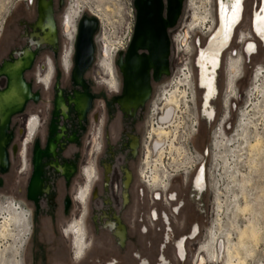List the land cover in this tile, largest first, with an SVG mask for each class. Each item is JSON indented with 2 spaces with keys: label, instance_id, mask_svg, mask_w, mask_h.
<instances>
[{
  "label": "rangeland",
  "instance_id": "1",
  "mask_svg": "<svg viewBox=\"0 0 264 264\" xmlns=\"http://www.w3.org/2000/svg\"><path fill=\"white\" fill-rule=\"evenodd\" d=\"M129 1L131 0H62L63 4L56 15L59 22V29H61L60 14H63L64 10L69 5L76 3V5L81 6L80 8L85 9L87 8V5H98L100 9H103L104 15L101 19L100 31L104 35V38L108 40L114 33H116V31H119L122 26L130 24L131 17L127 14L130 6L128 4ZM21 2H23V0H0V26L2 30L0 32L2 34L8 33V35H11L17 33L19 30V26L16 24V17L19 16V10L24 8ZM207 3L205 0H183L180 10L181 13L177 22L174 24V27H171L168 31L170 37V73L165 78L160 79L158 84L153 85L157 88L153 92L149 101L145 104V108L147 107V104L157 100L160 97L159 94L162 93L163 90H170L174 86L176 82L175 80L177 79V70L180 66L184 65L187 57V65L189 68L191 67L192 54L194 55L195 53L196 55V46L198 47V42L199 44H203L206 37L211 33L209 26L212 23V19L216 21V0H210V2ZM252 6V0H247L244 3V17L242 21H240V26L235 33L236 35L234 34L232 36L233 38L230 45L222 54L220 68L217 70L215 77L217 87L216 96L210 102L211 107H213L215 111L214 119L206 121L204 120V117H199V119L196 120V133L193 134L194 136L190 139L193 148L202 154V160L204 162L203 176L206 181V187L201 193H196L191 191V186H189L188 176H190V174L187 176L185 182L182 180L181 175L177 174V176L172 177L167 191H174L176 193V201H181V207H179L176 214H172L169 211L176 201H172L168 205H163L162 201H154L153 203H150L146 193L148 190L144 186L142 187L145 194L142 197L138 196L136 192L140 185L135 173L136 158L128 161V164H126L132 174V183L127 191L128 202L125 205H120L119 195L117 194L119 192L118 186L115 188L114 183L109 185L106 191L103 190L101 181L103 178L101 167L99 166V161L103 157V154L101 153L102 149L94 153L93 157H90L88 153L93 133V141L96 142L97 140L96 132L98 130V125L96 123L92 122L86 124V130L81 138H79V144L76 146L66 144L65 148L61 150L60 153H57L58 160L66 159L75 155L78 163L77 168L79 166L80 168L86 166L87 161H94L95 163L94 167L96 169L97 179L94 180L91 186V191L85 208L86 216L83 222L85 223L86 229L85 235L90 242V247L87 249L86 259H84L83 264H105L110 261L113 264H141V261L139 262L140 259H138L139 256L140 258L147 259L146 261L148 264H155L159 252L158 248L164 240L163 232L165 227L160 220L152 221L151 224L149 223L147 215L151 207L155 208L158 212L166 211V213L171 214L170 217H168L171 229V231H168L169 241L166 242L162 249L167 264H193L196 248L207 242L209 231L211 228L217 227L216 221L219 223L222 231L230 230L231 227L229 226L234 220H236L234 221V224H236L237 227H243L247 224L246 215L241 216V214H238L239 216H234L235 218L233 217V219L231 217L233 216L231 214L233 213L231 208L232 210L234 209L233 206L230 205L233 204V199L230 198L232 194L226 189L228 186V174L230 171L227 167H233V170L235 168L237 175L243 174L248 176L249 182H247L243 188L244 192H246V195L249 197L248 201L251 202L252 211L254 212L252 216L256 219L254 221L259 229L261 228V235L259 237L261 240L259 242L257 241L256 244L252 246L253 248L251 247L253 249L250 254L251 259L249 256H246L245 259H247L243 264H264V108L261 107L262 105L260 104H257V109L253 107V104H256L257 100H262L260 96L257 99L254 95L248 96V93L253 89L254 76L259 69H264V42H257L255 52L251 54V56L246 55L243 57V70L239 79L235 80V74L232 73V69L234 68H231L228 65L231 61L239 60L238 55H241L242 49H245V41L248 39L249 35H251L250 11L251 9H254ZM195 7L198 8L197 11H199V13H203L204 8L207 10V15L209 16L206 15V20L208 21L206 26H201L194 22L193 17L196 10ZM209 17L211 18L209 19ZM244 37H246L245 41L241 40ZM60 38L59 43L61 42ZM233 51H236V55H232ZM229 53L230 58L228 60ZM93 56V65L86 70L85 76L90 80V88L97 93V99L95 100L92 109L93 112L96 113L99 102L105 99L104 96L106 95H104V92L107 88L105 84L100 83V79L97 77L104 56L103 54L100 56L97 51L94 52ZM58 58H60V65H58L57 70L58 85H60V87H63L64 85L65 88H67L68 85L66 84L68 82L69 73H66L64 70L62 58L59 56ZM223 63L224 65H222ZM229 78H233V83L234 80L236 81V90L234 91L236 92V97L231 100V108L227 119H225V124L228 125V128L225 130L224 134L229 136V133H231L234 128V138H238V134L242 133L239 128L240 113L242 114V112L245 111L250 114L251 117L253 116L251 120V122L253 121V125L249 127V130L246 133H248L247 139L251 144L259 137L262 138L263 149L256 154V156H253L254 154L251 155V153L248 152L245 144H242V140H237V143L234 144L235 155L232 156H229L224 148L215 149L213 148V145H211V142L216 136L215 133H217V119H219L222 113V101H220V98L222 100L221 94L224 90L231 93ZM103 79L109 81L107 77H103ZM199 92L200 91L196 89L194 99L196 106H198L199 102ZM106 93L108 92L106 91ZM115 109L116 108L114 107L110 109L112 111V119L110 121H104V123L108 126L111 125L110 123H112L111 121L113 120L119 129L120 123L122 126H125V124H123L124 120H119V112ZM145 112L147 113V110L144 111V115ZM177 113L178 112H176V114ZM168 122L170 123L168 130L173 134L172 136H174V140L176 141L179 128L182 127V124L186 123V130L188 131L191 123L194 121L192 117H189V121L183 120V115L180 113V117L178 116L176 118L175 116ZM137 124L138 129L141 132L140 122ZM102 125L104 128V124ZM88 133H90V138ZM39 136L40 139L43 137V130L40 131ZM87 138L90 140L89 145H86ZM17 139L18 137L16 136L15 139L12 140V143H16ZM218 141L219 140L216 142ZM20 143L21 141H19V145ZM116 152L118 157L120 152ZM9 157V169H7L6 173L0 175L2 179V182L0 183V202L7 199H13L14 202H18L20 206L24 208V211L30 213L32 232L22 249H20L22 244V242H20V234L19 237H14L12 239H0V264H18L20 259L22 260V264H30L28 250L32 240L36 241L37 235L40 236L39 238L44 236L46 232L49 231L50 225H62L63 223L62 228H65L73 218L80 216L83 209L82 206L75 201V198L78 188L84 183V179L78 168L76 173L68 181L67 187L65 188L61 181L62 179L56 175L54 171L46 168V172L44 173L46 178L45 183L50 187L55 198L58 199L61 197V194L66 193L69 196L71 195L74 199H71V206L68 208V213L62 218L57 219V217H55L57 214L55 210L53 212L54 217H50L47 212H41L34 218L33 213L30 210V202L23 198L26 173H24V171L20 172V158L15 154H11ZM251 158L256 159L255 166L251 164ZM233 170H231V172H233ZM27 182L28 180L26 183ZM94 191H96L95 195H97L95 198L92 196ZM234 191L236 196H239L236 198V202L242 204L243 201L240 194L236 189ZM103 202H106V204ZM217 204L220 208L217 207ZM0 206H3V204L0 203ZM76 213L77 215L72 216ZM10 215L13 216V214ZM115 215L119 217V221L125 226V240L122 246L117 245V239L112 234L114 232L106 225V220L112 219ZM6 216L7 215H2V213H0V223H3V218ZM193 224L197 225L198 233L194 239H186L184 245L186 256L183 261H179L175 255L173 242L179 237L188 235ZM142 226L146 227L145 232H141ZM20 229L19 226H12L10 230L12 231V234L17 235ZM69 238L71 240V237ZM231 238H233L232 240H235V234L232 233ZM79 264H82V262ZM208 264L216 263L209 262ZM218 264L222 263L220 262Z\"/></svg>",
  "mask_w": 264,
  "mask_h": 264
},
{
  "label": "flooded vegetation",
  "instance_id": "2",
  "mask_svg": "<svg viewBox=\"0 0 264 264\" xmlns=\"http://www.w3.org/2000/svg\"><path fill=\"white\" fill-rule=\"evenodd\" d=\"M37 1L38 0H23V2H21L24 8L19 10V16L16 17V24L19 26L17 33L8 35V33L2 34L0 32V125L1 121L7 122L8 120V125L5 128L6 131L1 135L0 147H4L7 141L5 146L8 161L7 169H9L10 166L9 156L11 154L18 155L20 158V172L24 171V173H26V181L28 180L27 183L26 181L24 182L23 198L30 202V210L34 218L41 212H47L50 217H54L53 212L55 210L57 213L55 217L59 219L68 213V208L71 206V199L74 198L66 193L61 194V197L58 199L55 198L50 187L45 183V169L48 168L54 171V173L62 179L61 181L66 188L68 181L76 173L78 168L80 171V166L77 168L78 163L75 155L58 160L57 153H60L61 150L65 148L66 144H72L73 146L79 144V138H81L82 134L85 132L86 124L93 122L98 125V130L96 132L97 140L96 142L93 141V133V138H91L92 142L88 151L89 156L91 157L92 154H94L95 148L99 147V151L102 149L101 153L103 154V157L99 161V166L101 167L102 164L108 161L114 162L110 178L108 179L109 182L103 187V190L106 191L109 185L114 183L115 188L118 186L119 191V188L122 187V182L119 179L122 172L118 169L117 164L124 163V165L128 167L126 165L128 161L135 159L131 156L129 150H131L130 146L131 148L135 145L137 147L139 144L138 136L140 130L138 129L137 123L141 122L145 111V104L149 101L157 88L153 85L158 84L160 79L169 75L170 62L167 66L168 74L160 73L159 79L156 81H152L150 78V90L147 94V99L142 105L136 107L139 100L135 99L133 96L120 95L122 93V80L120 70L117 69L118 67L115 65L117 55H114L115 58L113 60L112 57L104 53V58L108 59L103 58L101 62L103 71L100 68L97 77L100 79L101 84H105L107 88L106 91L109 94L106 93V91L104 92V95H106L104 96L105 99L99 102L98 110L95 113L92 109L97 99V93L90 88V80L85 76L86 70L93 65L94 53L92 54L93 58L90 65L84 70L83 82L79 84L82 86L83 90L79 85H73L70 77L73 53L69 56L70 67H68V69L64 68L65 72L69 73L68 82L66 84L68 86L67 88H65L64 85L60 87V85H58L57 72L58 65H60V58H58L59 22L56 15L63 2L62 0H42L41 3L45 6L46 15H42L37 22ZM162 1L165 6V0ZM182 4L183 0L181 7ZM260 4L261 0H258L255 9H251L250 11L251 35H249L246 41V37L241 39L245 41V45L252 43L257 46V42H261L254 36L252 31V16L253 13L259 9ZM67 20H69V17H67ZM67 20L65 26L68 29L69 21ZM39 29L41 31H39ZM41 32L43 35H38V33ZM39 37H41L40 40ZM238 56L239 60L230 62L233 64L230 67L234 68L232 69V73L235 74V80L239 79L242 73V61L244 60L243 57L246 56L244 49H242L241 55ZM257 73H260V80L262 81L264 69H259ZM103 77H107L109 81L104 80ZM235 80L233 83V78H229L231 88L230 94H235ZM74 84H76L75 81ZM227 98L228 97L224 99L225 103ZM114 100L120 101L122 108ZM200 104L203 109V101H201ZM113 107L119 112V120H124L123 124H125V126H122L120 123L119 129L113 120L111 121L112 123H110L111 125L107 126L104 123V121L106 122L112 119V111L110 109ZM102 124H104V128ZM41 130H43V137L40 139L39 135ZM240 131L242 132L241 129ZM88 134L90 138V133ZM240 134H238V138H227L223 135L218 142H215V147L224 148L228 152V150L234 147L237 140H242L239 136ZM7 135H10L9 141ZM16 136L18 137L16 143H12V140H14ZM89 138L86 139V145L90 143ZM19 141H21L20 145ZM34 141L37 142L35 147ZM161 141L162 139H158L157 137L154 148H159ZM227 143H230L229 147ZM242 144H245L246 147V141L242 140ZM116 151H121L118 157ZM32 158L33 166L31 164ZM82 168L84 183L78 188L75 198V201H77L83 209L80 216L73 218L69 224H67L64 228L65 233L62 231V223V225H50L49 231L41 238L37 235L36 241L32 240L28 250L30 264H79L81 262L83 264L84 259H86L87 249L89 248H87V244L90 242L85 235L86 229L85 223L83 222L86 216L85 208L87 195L91 184L97 178L96 169L92 162H89L88 166ZM7 169L3 172L0 171V175L6 173ZM101 172L103 174V167H101ZM126 177H131V173L128 170L126 171ZM193 179L194 178H192V180ZM1 182L2 179L0 177V183ZM193 182L194 189H197L199 193L202 187L198 177H196ZM124 185L128 187L126 181ZM95 192L96 191L92 193L93 198L97 196ZM103 203L106 204V202ZM1 207L7 209V206L3 205L0 206V208ZM77 213L72 216L77 215ZM7 214L14 215V212L10 210ZM114 220H116V222H113ZM119 220V217L115 215L114 218L107 221L106 225L109 229H113L117 239V245L122 246L125 240V226ZM216 226L217 227H213L209 231L207 242L196 248L193 264H208L209 262L216 264L221 262L223 264V261L225 263L226 241L224 235H222V233L220 234L218 230L220 227L217 221ZM195 231L196 228L189 232L188 235L193 238L196 235ZM31 232L32 226L29 236H31ZM19 234L20 231L18 237ZM67 235L71 237L72 246L70 238ZM29 236L26 238L27 241ZM20 242H22L21 237ZM164 246L165 244L162 242L158 248L159 252L155 264H167L162 253ZM72 247L73 254L71 251ZM174 251L176 258L179 261H183L186 256L183 237L176 239ZM73 255L76 260L73 258ZM138 259H140L139 262L141 261V264H148L146 261L147 259L140 258V256ZM18 264H22L21 259L18 261ZM107 264L113 263L110 261L107 262Z\"/></svg>",
  "mask_w": 264,
  "mask_h": 264
},
{
  "label": "bare ground",
  "instance_id": "3",
  "mask_svg": "<svg viewBox=\"0 0 264 264\" xmlns=\"http://www.w3.org/2000/svg\"><path fill=\"white\" fill-rule=\"evenodd\" d=\"M206 3L210 2V0H205ZM247 0H216V21H214L212 19V23L209 26V30L211 31V33L209 34L208 37H206V39L204 40L203 44H199L198 42V47L196 46L197 50H196V55L194 53V55L192 54V63L190 64V68L187 65L188 64V57L186 58V61L183 65L185 71L183 73H181V76L179 75L177 77V79L175 80V84L174 86L167 91H163L162 93H160V97H159V103H161L162 106V112L161 115L159 116V122L157 124V127L152 128V132H153V141H152V151L154 152V154H156V159L160 160L161 156H162V151H163V141L166 140L168 141V146H167V150H175L177 148V146H175V140H174V136H172L173 134L170 133V131L168 130V124H169V119L170 116L172 115V113L174 112V110H178L179 106L186 104L187 102H194L195 100V92L196 89L199 90V102H198V106L197 107V112L206 118V120H212L214 119V108L211 107L210 102L211 100L216 96V91H217V87H216V81H215V77L217 74V70L220 68V64H221V57L222 54L225 52V50H227L228 46L230 45L231 41H232V36L236 33V31L238 30L239 26H240V21H242L243 17H244V3ZM42 0H38V15H37V22L39 21L40 17L42 15H46L45 13V6L42 5ZM253 2V8L255 9V7L258 4V0H252ZM47 3V2H46ZM193 3V2H192ZM207 3V4H208ZM89 8V11L93 12L94 14L98 15L100 17V19H102L104 17L103 15V9L99 8L98 5L95 6H89L87 5ZM81 6L76 5V3H73L71 5H69L63 12V14H60L61 16V29L63 31H69V29H72L74 27L75 21L78 18V13H80V8ZM196 8V7H195ZM194 8V10H195ZM202 9V8H201ZM205 9V8H204ZM203 9V13H199L198 8H196L195 13H194V22H196V24H200L201 26H206L208 21L206 20V15H207V10ZM210 10V9H208ZM206 11V12H205ZM205 12V14H204ZM48 14H49V10H48ZM209 16V15H207ZM49 17V16H48ZM67 17H69V20H67ZM50 18V17H49ZM211 17H209L210 19ZM69 21V28L67 29V27L65 26V22ZM211 22V21H210ZM64 26V27H63ZM200 27V26H199ZM39 28V27H38ZM0 30H1V26H0ZM208 30V31H209ZM39 31H41L39 29ZM252 31L254 33V36H256V38L261 41L264 42V0H261V4L260 7L257 11H255L253 13L252 16ZM208 34V33H207ZM38 35H43V33H38ZM236 35V34H235ZM41 37H39L40 40ZM46 42V41H43ZM255 48L256 46L252 43H248L244 49V52L247 56H251V54H253L255 52ZM113 49L114 46L112 45L111 42H109L107 39L102 41V44L99 47V51L98 53L100 54V56L104 53H106L108 56L112 57L114 60V55H113ZM191 55V54H190ZM230 53L228 54V60L230 58ZM232 55H236V51L232 52ZM70 55H68V52L66 51V49H64V51H62V53L59 54V57L62 58V65L64 68L68 69V67H70ZM195 56V57H194ZM104 59H108V58H104ZM227 59V58H226ZM225 59V60H226ZM244 61V60H243ZM242 61V62H243ZM225 63V62H224ZM224 63L222 65H224ZM229 67L232 66L233 64L229 63L228 64ZM100 67V66H99ZM243 68V65H242ZM243 70V69H242ZM195 71H196V79H195ZM260 73H257L255 75V78L253 79V89L248 93V96H256V99L260 96L261 97V101L257 100L256 104H253V107L255 109H257V104L262 105L261 107L264 108V76L262 77V81L260 80L261 77L259 75ZM83 78V77H82ZM74 81L77 84H80L83 82V79L81 78H76L74 77ZM180 87V88H179ZM236 87V85H235ZM236 90V89H235ZM131 96L129 93L125 92L124 96ZM222 100L220 98V101H222V113L221 116L219 117V119H217V133L214 140L211 142V145H213V148H217L215 147V142L219 139L222 138V136L224 135L227 138H234L235 136V130L233 128V130L231 131V133H229V136H226L225 133V119H227L228 114H229V110L231 108L230 104H231V100H233L236 97V92L235 94H230L229 92H226L224 90V92H222L221 94ZM227 98L226 103L224 102V98ZM253 99V97H252ZM203 101V109L201 108V104L200 102ZM120 102V101H119ZM249 102V101H248ZM249 104V103H248ZM210 110V111H209ZM168 111V112H167ZM259 111V109H258ZM256 112V111H255ZM262 112V111H261ZM257 114V113H256ZM240 119H239V128L242 130V134H240L239 136L242 138L243 141H246V147L249 153H251V155L256 156V154H258L262 149H263V141L262 138L259 137L257 140H255L254 143H250V141H247V134L246 132H248L249 127L252 124L251 120L252 117L250 114H248L247 112L243 111L242 114L240 113ZM259 115V114H258ZM6 125V121H1V125H0V140H1V135L2 133H4V129L3 127H5ZM259 136V135H258ZM158 137V139H162L161 141V145L159 146V148H154V145L156 143V138ZM227 146H230V143H227ZM186 154L187 151L186 149H184ZM97 151H99V147L95 148V151L93 153H96ZM228 155L232 156L235 155V147L231 148L230 150H228ZM3 146L0 147V166L3 163ZM94 154H92L91 157H93ZM250 155V154H249ZM187 163L190 162L191 160V156L187 157ZM251 164L253 166H255L256 164V159L255 158H251ZM91 163V162H90ZM93 165L95 164L94 161L92 162ZM89 165V161L86 162V166ZM189 164H186V167H184V171H187ZM106 167V166H104ZM190 167V166H189ZM227 167V165H226ZM229 171V181H228V186L226 189H228L231 192V199H233L232 203L234 204H230L233 206V209L231 208V211L233 213H231L233 216L238 217V214L242 215H246V221L247 224L243 227H237L236 224H234V221H232L231 225L229 227H231L230 230H225L222 231L219 223L218 226L220 227L218 230L220 232V234L222 233V235H224L225 241H226V260L224 264H243L244 261L247 259H245L246 256L250 257V254L252 252V246L256 244V242L260 241L261 239H259L261 233H260V229L259 227L256 225L255 221L256 219L253 218V214L254 212L252 211V206H251V202H249V197L246 195V192H244V186L247 184V182H249V178L248 176H245L243 174H238L237 175V171L233 167H227ZM82 170L83 168H80V173L82 175ZM231 170H233V172H231ZM156 174V173H155ZM161 172H157L156 175L151 176L152 180H151V185H153L154 187L158 184L159 182V177H160ZM170 173H166L165 174V178L167 179V177H169ZM204 171L202 170V168H195L193 170V172H191L189 177V186H191L192 191H195L196 193H198L197 189H194V179L196 177H198L200 183H201V187L202 189L200 190L199 193H201L203 191V189L206 187V181L204 178ZM193 176V177H192ZM196 176V177H195ZM182 180H187V177L185 175H181ZM192 178H194L192 180ZM249 185V183H248ZM92 186V184H91ZM166 181H164V183H162L161 185H159L157 187H155V190L159 189L158 192L153 191L154 192V198L155 200H160L162 201L164 204L163 205H168L170 203V200L176 199L175 196H173L172 193H169V195L167 196V192L166 190ZM247 187V186H246ZM129 188V185L128 187ZM236 189L238 191V193L240 194V197L242 199V204H239L238 202H236V198L239 196H236V193H234L235 191L233 190ZM28 190V188H27ZM91 191V187L90 190L88 192L87 195V199L89 197V193ZM163 193H162V192ZM246 191V190H245ZM229 192V194H230ZM28 197V196H27ZM151 198L154 199L152 197L151 194ZM230 199V201H231ZM239 199V198H238ZM237 199V200H238ZM2 203L4 206H7V209H3L2 207L0 208V213H2V215H7L6 217L3 218V223H0V239L1 240H5V239H12L14 237H18L17 235L12 234V231L10 230L12 226L14 227H20V234H21V247L20 249H22V247L24 246L25 242H26V234L28 233V229H29V219L28 216H26V214L28 213L27 211H24V208L20 205H16V202H14L13 199H7L4 200ZM219 203V202H218ZM221 205V204H220ZM170 206V205H169ZM217 207L220 208L219 205H217ZM14 212V215L11 216L10 214H7L8 211ZM174 211L178 212L179 209H177L176 207L173 208ZM220 210V209H219ZM170 213H173L172 210H170ZM230 211V210H229ZM238 215V216H237ZM168 217H170V214L166 213V211H162L161 214H158L156 211L151 210L150 212H148L147 215V220H149V223L151 224L152 221H156V220H160L162 225H164V244H166V242L169 241V233L168 231H171L170 229V223H169V219ZM114 218V217H113ZM235 218V217H234ZM108 220H106L107 223ZM113 222H116V220H114ZM220 222V221H219ZM194 228H196V235H197V230L198 227L197 225L192 226L190 232L192 230H194ZM19 230V228H18ZM146 231V227L142 226L141 232H145ZM224 232V233H223ZM235 234L236 236V240H232L233 238H231V235ZM196 235L194 237H196ZM184 238V245H185V241L186 239H194L191 238L189 235L186 236H182ZM180 238V237H179ZM178 239V238H177ZM215 240V239H214ZM176 244V240L173 242V245ZM197 245V243H196ZM258 245V243H257ZM252 247V248H251ZM256 247V246H255ZM253 254V253H252ZM251 259V257H250ZM252 263V262H251Z\"/></svg>",
  "mask_w": 264,
  "mask_h": 264
},
{
  "label": "built area",
  "instance_id": "4",
  "mask_svg": "<svg viewBox=\"0 0 264 264\" xmlns=\"http://www.w3.org/2000/svg\"><path fill=\"white\" fill-rule=\"evenodd\" d=\"M29 1V0H28ZM129 6V12L127 13L128 16L130 15V24H128L127 26H122L121 29H119V31H116V33H114L111 38L108 39L109 42L112 43V45L114 46L113 49V55H116L117 52L119 51H123L126 47V45L128 44V40L130 39V35H131V31H132V25H133V21H134V13H133V7H132V0L129 1L128 3ZM82 14L85 15H90L91 17L95 18L96 22H97V27H95L96 31L94 32L93 36H92V43L94 45V52L99 51V47L102 44L103 39L106 40L104 38V35L101 33V19L98 15L94 14L93 12L89 11V8L87 6V8H81L80 13H78V18L75 21L74 27L72 29H69V31H63L62 29H58L59 30V38L61 39V42L59 44V54L62 53V51H64V49H66V51L68 52V55H71L74 51V41H75V34H76V23L78 21V19L82 16ZM177 77L180 75L181 73H183L185 71L183 65L180 66L177 70ZM182 77V76H181ZM165 91V90H163ZM159 98L157 100L152 101L151 103L147 104V107L145 108V110H147V113L145 112V115L142 117L141 119V132H139V144L136 147V145L134 147L130 149L129 152L131 154L132 157L136 158V168H135V173L137 175V179L139 182V187L137 188V194L139 197H142L145 193H144V189L142 186H144L145 188H147L148 191H146L147 193V197L149 202L153 203L154 201H160V200H155V196H154V192L156 191L158 192L159 189L155 190V187L159 188L158 186L161 185L162 183H164V181H166V192H167V196L169 195V193H172L173 196H175L176 198V193L174 191H170L168 192L167 190L169 189V183L172 180V177L177 176L178 175H185L186 177L191 174V172H193V170L195 168H202V170L204 171V162L202 160V154L199 153L196 149L193 148L190 139L194 136L193 134L196 133V126H197V121L199 119V117H204V115L202 116L199 112H197V107H196V103L194 102H187L186 104H183L181 106H179L178 110H174V112L172 113V115L170 116V119H172L173 117L176 116V118L179 116L180 117V113L183 115V120H188L189 121V117L193 118V121L190 125L189 130H186V123L182 124V127L179 128V133L177 134L178 138L175 141V146H177V148L175 150H167V146H168V141L164 140L162 145H163V151H162V156L160 158V160L156 159V154H154V152L152 151L153 147H152V141H153V132H152V128L157 127V124L159 122V116L161 115L162 112V106L161 103H159ZM176 112H178L176 114ZM178 115V116H177ZM215 116V114H214ZM169 119V120H170ZM204 120H206V118L204 117ZM208 121V120H206ZM211 121V120H209ZM170 124V123H169ZM168 124V125H169ZM225 128H228V125H224ZM187 151V154L185 152V150ZM206 150V149H205ZM205 152V151H204ZM165 153V154H164ZM191 156V160L190 162L187 163V157ZM116 160V159H115ZM114 164V162H106L104 164L101 165V167H103V187H105V185L109 182V178H110V174H111V170H112V165ZM186 164L188 165V170L184 171V167H186ZM106 166V167H104ZM118 169H120V171L122 172L121 177L119 178L122 182V187L119 188V198H120V205L123 206L128 202V189L124 183L126 181V184L131 185L132 183V174L131 177L127 178L126 177V171L128 170L130 173L131 171L128 169V167H126L123 164H117ZM190 166V167H189ZM161 172L160 177H159V182L158 184L154 187L153 185H151V176L156 175L157 172ZM156 173V174H155ZM166 173H170L169 177H167V179L164 177ZM127 178V179H126ZM126 179V180H125ZM186 180H184L185 182ZM191 188V187H190ZM192 191V189H191ZM162 192V191H161ZM195 192V191H194ZM163 193V192H162ZM151 194L152 197L154 199L151 198ZM172 201H176V199L170 200V202ZM164 204V203H163ZM16 205H20L18 202H16ZM176 207L177 209H179V207H181V201H176L175 204H173V206L170 208V210H172V214H176L177 212L173 210V208ZM153 210L156 211L158 214H161V212H158L155 208L151 207V209L149 210V212ZM169 214V213H168ZM171 215V214H170ZM26 216H28V219L31 223V216L30 213H27ZM29 223V225H30ZM30 228L31 225L29 226L28 229V233L26 234V238L29 236L30 233ZM111 230V228H110ZM113 234V233H112ZM114 235V234H113ZM115 236V235H114ZM116 237V236H115ZM25 238V239H26ZM27 241V239H26Z\"/></svg>",
  "mask_w": 264,
  "mask_h": 264
},
{
  "label": "water",
  "instance_id": "5",
  "mask_svg": "<svg viewBox=\"0 0 264 264\" xmlns=\"http://www.w3.org/2000/svg\"><path fill=\"white\" fill-rule=\"evenodd\" d=\"M181 3L182 0H165L164 6L162 0H132L134 21L131 26L130 39L125 49L117 52L115 65L121 73L122 93L120 95L127 92L139 100L136 107L142 105L147 99L150 78L156 81L160 73L168 74V52L170 51L168 31L177 22ZM95 27H97V22L90 15L82 14L76 23L73 61L70 69L73 85H79L74 84V77L83 79L84 70L92 61L94 53L92 36L96 31ZM79 86L82 88L81 85ZM115 102L121 107L120 102L117 100ZM7 125L8 120L3 127L4 133ZM7 136L9 141L10 135ZM5 143L7 144V141ZM36 145L37 142L34 141V147ZM5 146L2 155L3 163L0 166L1 172L7 169L8 165ZM31 164L33 166V158Z\"/></svg>",
  "mask_w": 264,
  "mask_h": 264
},
{
  "label": "crops",
  "instance_id": "6",
  "mask_svg": "<svg viewBox=\"0 0 264 264\" xmlns=\"http://www.w3.org/2000/svg\"><path fill=\"white\" fill-rule=\"evenodd\" d=\"M112 231H113V229H111ZM62 231L64 232V228H62ZM65 233V232H64ZM114 235H115V233H113ZM68 236V235H67ZM68 237H70V236H68ZM70 243L72 244V240H70ZM72 246V245H71ZM88 247H90V243L89 244H87V248ZM72 250H73V248H72ZM72 254H73V251H72ZM73 258L75 259V257H74V255H73ZM76 260V259H75ZM105 264H107V262L105 263Z\"/></svg>",
  "mask_w": 264,
  "mask_h": 264
}]
</instances>
